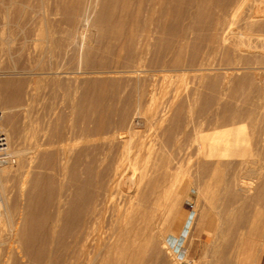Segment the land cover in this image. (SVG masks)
<instances>
[{"label": "bare ground", "instance_id": "bare-ground-1", "mask_svg": "<svg viewBox=\"0 0 264 264\" xmlns=\"http://www.w3.org/2000/svg\"><path fill=\"white\" fill-rule=\"evenodd\" d=\"M28 1L29 0H0V32L6 30V33L11 35L16 31H22L25 33L27 32L39 35L41 40L44 42L41 53L42 55L44 54L46 56V59H37L36 66L38 67H34V69L37 68L39 71L34 73L46 75L49 84L55 85L57 87L59 86V78L57 77L58 74L67 73L66 75L69 77L70 75L77 73V71L74 69H70L69 71L63 69L62 63H67L65 60L66 58L63 59L65 61L62 63L60 61L62 66L58 62H51L49 58L51 56L53 58V55H56L59 56V59H62L60 57L68 54V52H70L71 58H79L80 48L82 47L83 50L80 53V58L83 69L80 71L86 74V76L82 79L87 81L88 85L86 82H81L82 84L85 83L87 87H84L81 94L79 93L80 95L76 101L74 100V103H72L71 107L84 118L87 114H89L90 117V113L88 112H97L96 116L93 114V117H95V123L92 122V126L95 124L94 129L96 131L95 135L97 134V136L99 135L97 131H102L103 127H105L104 121L106 120H104L103 117L104 112L106 110L108 112V109L111 110L110 108L113 106L110 101H113L114 98H119L121 94L123 98L121 100L125 102L126 107L124 109L123 104L120 106H123L121 109H124L122 111H124L123 114L126 116V118H130V116H127L130 112L141 113V111L142 114H145L144 116L147 117L146 110L148 108L150 109V107L155 104V95H157L155 93V86L152 83V80H150L152 77H148V70L155 72L158 69L161 70L162 68L163 70V68L166 67V70L169 71L180 68L181 66H185L186 69L189 67L190 69L194 70V72L196 71L197 76L201 78V80L205 78L206 81H209L210 85H214L216 83V77L211 76L209 71H211L213 68L209 67L208 65L210 63V59H212L210 58L212 51L217 44L215 42L219 40L216 39L219 25L224 20V12L226 11V8L230 6L231 3L233 4L239 2V0H98L96 3V0H54L55 3H50L51 1L49 2V0H34L31 5V11L26 12L24 7ZM260 1L262 2V0ZM17 2H21V4L16 5ZM185 3H189L188 6L193 4L190 6L191 8L194 7L192 12H189L191 10L189 9V13L187 12V14L189 15L191 13L193 15H191L192 23L190 24L192 25L193 22H195L191 28L186 26V29L190 28L196 33V41L197 38L199 42L202 37L204 39V41L201 40L203 43L200 45V49L197 47L193 48V46H191V52L188 56H185L186 54L184 55V51L188 47V43L185 40V36H188V32H186L185 27L178 28L179 24L177 22L179 15L182 13V4ZM213 4H215L218 9L215 11L212 9L210 11V5ZM260 4L261 6L263 5L262 3ZM118 7H120L119 11H117ZM259 9H261V7H259ZM92 10L94 11V15L92 18H90V11ZM183 12L186 14V11ZM255 12L257 11H255L254 8L250 14L251 20L249 19L248 21H251L250 24L255 25V27L258 26L257 28L264 27V20H262V22L261 19L258 18L259 14ZM188 15L186 16L188 17ZM255 16L257 19H253ZM189 18L190 15L188 19ZM191 19L188 21H191ZM27 22H31V28L26 27ZM182 22H180L181 25ZM85 25H89L94 28L95 34L93 40H91L92 38H87L86 40L83 39L86 32L84 33L82 30L83 28L80 30V27H84ZM204 28H206L209 32H207ZM203 29L208 34L203 32L205 35H201L203 34L201 32ZM176 32H178L179 40L174 42L173 38L174 40L178 38V36H174ZM79 33L81 37L79 35L80 39L76 40V35ZM189 33H191V31ZM217 46L219 45H216V47ZM248 46L250 47V45ZM164 52H167L165 57ZM246 54L247 53L243 54V56H239L243 58ZM223 55L224 56H222L220 60L224 61L222 64H225V62L231 64L230 67L227 66V68L229 67L230 69L228 74L234 77L236 74L238 75L237 71L240 69H249V71H251V60L254 61V59H258L259 61L258 56L260 54L258 56L255 55L258 58H255V56L252 57L250 55L252 57L251 58L248 53V55L245 57H249L243 58L244 60H241L239 56H237V58H231L230 56L231 60L233 59L232 61L229 60L230 58H226L225 54ZM263 60L264 57L262 58L261 62ZM46 61L50 62L45 64ZM240 63L243 64L240 65ZM245 63L246 65H244ZM44 64L46 66H43ZM255 65L260 66L259 64ZM256 69L257 68H255V70ZM259 69L262 68L260 67ZM253 71L254 70H252V74ZM260 71L261 70H259V73ZM243 72L244 74L242 73V76L245 77L247 71ZM261 73H263V69ZM261 75L263 76V74ZM254 76H256V74H254ZM6 78L0 80V101H2V104L4 103L9 107H15L17 105L20 107V105H24L25 102L22 103V85H24L22 84V80L12 81ZM258 78L260 80L262 77L260 78L259 76ZM70 79L76 81L74 78ZM107 79H118L121 81L117 82V92L116 94H112V100H108L107 104H105V102H101V98L104 97V87L108 85ZM65 81L66 80H64V82L62 81L61 85L66 83ZM69 85L72 86V84ZM96 85L98 86L97 89H95ZM71 86H69V88L64 84L60 94H57L56 91L53 90L54 88L51 87L52 89L50 96L52 98H56L60 95V98H62L61 100L63 101L64 98H68ZM76 88L78 89V87ZM216 89L217 88H215V90ZM251 91L252 93L250 95L246 93L247 95L245 96V100H253V103H251V105L253 104V107H249V109H247L245 105H248V103L250 105V101L246 104L244 101L245 105L243 106L246 108V114L243 112L242 115H246L247 117H242V121L241 119H239L240 121H237L236 116H231L230 120L233 128L227 129L226 136H223L225 132H221L223 134L222 136L226 138L224 141L222 140L223 142L221 145L219 144L220 146L217 151H214V149L216 148L218 142H215L216 140L212 141L211 138H208V140L211 142L208 141L209 143L204 145L203 148H201L199 144L197 146L195 145L196 147L194 148V146H191V144H185V142H187L186 139L185 142L183 141L184 143L180 140L179 136L177 135L179 133L176 132V129L170 130L169 128L170 131L167 132L168 136L166 141H164L165 144H168L172 149L177 148V150H189V153L193 152V154H195V168L193 172L196 177L195 179H199L201 181L197 189L199 190V196L202 197L205 204V215L203 218V226L205 229H210L214 220L216 222L215 224L218 225H215L216 228H219L222 225L221 222H224L225 224L227 221H221L224 220L220 218L223 216L222 210L221 213H219V210V212L216 209L214 210V208H217L219 205H221V207L223 205L225 211L232 215L229 216L228 214L227 217L229 218L227 219L233 217L234 219H231L233 221L230 220V222H233L232 224H234L235 227V225L237 226V224L239 225L240 223H244V221H246V224L248 225L249 222L247 223V221H249L250 218L248 219V217H246L247 215L245 216V214H243L245 213L243 212V209L245 206H247L246 201L250 199L251 196L264 204V125H262L263 123H260L253 115L256 114L257 109L263 106L264 95L258 87L254 90L252 89ZM73 95L75 96V94ZM170 98H172V96ZM68 100L70 99L68 98ZM167 100L169 99L167 98ZM177 100L180 102L179 98H177ZM166 102L164 101V103H166L165 105L168 104V101ZM178 102H176L177 104H174L171 100L168 104L177 108V110L175 109L176 114L173 118L176 120H179L178 118L180 117L181 111L184 107H182L183 104ZM68 103L70 102L68 101ZM65 104H67V101ZM157 107L158 106L156 103V109L154 108L156 113L159 111L160 113L161 111H164V109H157ZM68 108H70V106ZM172 110L174 109L172 108ZM81 111L83 112L80 113ZM242 111L245 110L243 109ZM171 112L172 111L170 110V113ZM110 113H112V111ZM226 113L228 114V112ZM115 114L117 115V113ZM173 114L171 113L172 117ZM222 115L224 116L225 114ZM238 115H240V112ZM111 116L112 114L109 117ZM162 116L160 115L159 117L162 118ZM86 118L84 119L85 122H87ZM245 118H247V121ZM128 119L125 121L126 124ZM58 120L59 119H55L54 122L49 121L48 123L46 121L47 124H45L46 126L44 125L45 127L41 129L39 137H36L37 139L33 138L35 139V148H33L35 151H37L36 163H38L40 168H44V170L42 172L39 171V174L37 173V175L34 174L36 173V171H34V173L30 172V174L33 173L34 175L32 174L31 176L27 174L22 177L21 185H19L20 194H26V196H23L24 202H22L23 206L18 214L19 221L17 222V226L12 224L13 215L11 213V206L9 205L6 198V194L8 192L5 194L6 186L4 184V178L8 173L6 168V162L10 160L8 159L10 158L8 155L12 157L14 155L18 156V149H9L10 151L6 150L7 156L3 160H0V228L2 231V237L0 236V245L4 241V235H6V237L9 235H15V239L18 243L15 253H9L8 250V253L5 255V257H3L1 264H181L182 261H178L177 253L167 245L168 243H166V237L168 235L174 236V232L171 227L172 224L170 223L174 218L171 219V216L168 214L163 216V210L161 215L158 216L157 214L159 208L161 209V207H164V205H170L171 198L174 196L172 195L171 197V192L178 189V192L180 191L181 193V190L183 191L188 185V183L181 182L182 185L175 189L174 186L176 187V185H172V182L174 181L173 179L175 178L172 177L173 179L171 180L173 181L171 183L169 182L170 176L172 174L174 175L175 173V168L173 169L174 165H170V160H172V158L170 159L171 151L169 152L166 150L169 152L166 153L165 150H162V148L155 150L152 147H148L145 151L146 153L144 152L145 154L143 155V163L138 165V158L142 155V150H145V143L143 140L139 139L138 141L135 140L136 142H134V139L132 140L133 142H130L129 139L132 137V132L130 129H121L120 131L118 129L116 135H113L115 133H110L114 137L111 138V140L109 139V141L104 140L102 144H94L95 142H93V144L91 143L92 145H88V147L83 148L82 150L70 152L64 144L67 138V132L69 130H66L67 127L64 125L66 123H63L61 126L60 124L62 123H59ZM109 120L114 122L113 119ZM118 120L119 119L117 118L116 121ZM182 120H184V118ZM4 121L7 125L6 127L9 126L11 128L10 130L12 133H14L15 128L18 130L17 126H14L16 124H14V119L12 120L11 113L10 116H5ZM116 121L115 123H117ZM194 121H196V119ZM224 121L225 120H223V124ZM76 122L77 118L75 117L73 118L72 122L68 124L70 125L68 128H75ZM89 123L88 126L90 125ZM107 124L111 125L109 121ZM110 125H108V127ZM115 125H118V123ZM226 125H229V123ZM130 126L131 125H129V127ZM80 128L81 126L78 128L79 131ZM110 128H107V130H109L108 132H112L114 129L112 127L113 129L111 128L110 131ZM88 129H90L92 132V128L88 127ZM107 130L105 132H107ZM18 131L20 132V130ZM69 132L71 134L77 133V131L75 132V129ZM91 132L90 134H87L92 136ZM30 133L32 132L30 131ZM32 136L35 137L33 133ZM207 136L202 137L206 138ZM202 137L200 140H203ZM95 138L93 137V139ZM214 139L216 138L214 137ZM196 140V144L197 142L200 143L199 139L198 141ZM70 141H72V139ZM75 141L78 140L76 139ZM87 142L89 141H86V145ZM73 143L74 142H72V144ZM77 143H75V145ZM246 143L250 145V149L248 151L244 146H242ZM68 144L70 145V143ZM200 144L202 145L203 143ZM131 152L133 153V157L130 156ZM189 156L191 158L192 155L190 154ZM199 159H202V161ZM179 170L180 169L178 168V171ZM186 172H181V174ZM187 176H189V174ZM184 177L183 179H185ZM179 178L182 179V175ZM177 181L175 179L174 183ZM187 181L188 180L185 182ZM61 188L70 190V192H72V196L64 201V204L62 203L63 206H65L63 207V210H61L59 206ZM114 192L118 193L117 197H115L116 195H114ZM176 192L177 191L173 192V194ZM247 193H250V198L247 197V199H245V196L248 195ZM64 196L66 197L67 195ZM54 198L57 199H55L57 203L55 210L51 208V202ZM220 198H222L223 204L218 205V203H220V201L218 202ZM254 199H250V201H255ZM216 204L217 207H215ZM259 207H256L257 210ZM248 209L250 208H247V210ZM252 209L251 210L254 211V207H252ZM216 211L221 216H218ZM223 217L226 218V216ZM228 223L229 222H226L225 226L222 225L223 228H227L228 225H232L231 223ZM242 225L240 228H242ZM230 227L233 228L232 226ZM219 229L222 230L221 228ZM235 230H239V227ZM242 230L245 231V229ZM256 230L257 229L255 228V233ZM215 232L216 229L213 233ZM235 233L236 236L234 237H237V232H234V234ZM250 236L253 237V235ZM188 237L189 234L186 236V239ZM210 237L208 235V238ZM239 237L241 240H243V235L238 236L237 238ZM218 242H216V244H214L215 242L213 244L206 243L207 245H204V252H210L214 255L215 253L216 255L221 253L223 254L224 250H228L230 243H233L229 240V238L226 237L222 240V242ZM209 244H211V246H209ZM233 244L238 247L235 242ZM188 252L189 246H187V250L183 255L185 258H187ZM234 252L239 253L236 249ZM229 253H231V251ZM231 254L234 255L235 253ZM233 258L234 257L230 258L231 261H234ZM224 261H221L220 259L219 262H223L224 264ZM231 261L228 260L229 264ZM228 262L225 263L228 264Z\"/></svg>", "mask_w": 264, "mask_h": 264}, {"label": "rangeland", "instance_id": "rangeland-1", "mask_svg": "<svg viewBox=\"0 0 264 264\" xmlns=\"http://www.w3.org/2000/svg\"><path fill=\"white\" fill-rule=\"evenodd\" d=\"M33 1L34 0H29L27 2L26 6L24 7L26 12H30L31 11V5H32ZM97 1L98 0H96V3H97ZM49 2L50 3H52V2L55 3L54 0H49ZM260 3H262L264 5V0H262V2L260 0H239L238 3H233V4L231 3L230 6L227 7L228 9L226 8L225 12H227V13L224 12V16H225L224 20L219 25V29H218V32H217L216 39H219V40H217L215 42V43H217L216 45H219V46L216 47V45H215L214 50L212 51V54H211V57H210L212 59H210V63L208 65L209 67L213 68L211 71H209L211 73V76L216 77V79H215L216 83L214 85H210L209 81H206L205 78L201 80V78H199L197 76V72L196 71L194 72V70L190 69L189 67H187V69H186L185 66H181L180 68H176L177 69V70L175 69L176 71L175 70H169L168 71V70H166L167 69L166 67H164L165 69L163 68L164 71L162 70V68H161V70L158 69L159 70V71L157 70L158 72L155 71V70H154L155 72L148 70V73H149L148 77L149 78L152 77L150 80H152V83L155 86V90H156L155 93L157 95H155L156 101H155V104H153L154 106L152 105L150 107V109L148 108L146 110L147 117H145L144 116L145 114L143 115L142 111H141V113L130 112L129 115H127V116H130V118L131 117H133V118H131V119L130 118L129 119L126 118V116H124V114H123L124 111H122V110L125 109L126 104H125V102H123V100H121V99H123L122 98V94H121V96L119 98H116L117 100L114 98L113 101H110V103L113 106L111 105L112 107L111 106H110L111 108L109 107L111 110L108 109V112H107V110L104 112L103 117H104V120H106V121H104L105 127H103L102 131H97V133H99L98 136H97V134L95 135V133H96V131L94 129L95 124H94V126H92L93 123H95V117H93V114H95L94 116H96L97 112L96 111H95V113H93L94 111L93 112H88V113H90V117H89V114H87L85 116V118L87 117L86 118L87 122H85L84 121L85 118L82 115L80 116L79 113H77V111L71 107L72 103H74V100L76 101L78 96L82 93V90L84 89V87H87V85H88L87 81L82 79V78H84L86 76V74L84 72H81L82 69H83L82 61H81V58H80V53L83 50L82 47L80 48L79 58H77V57L71 58L70 52H68V54L60 57L62 59H59V56H56V55H53L54 56L53 58H52V56L49 58L51 62L55 61V62H58L59 64H60V61L62 63L63 61L66 60L68 65H67L66 62H65L66 64H64V62L62 63L63 66L60 64L63 67V69H65L67 71H69L70 69H74V70L77 71V73H75L74 75H70L69 76L70 78L76 79V81L71 80L68 77V75H66L67 73L58 74L57 77L59 78L58 79L59 80V86L57 87L55 85L49 84L46 75L34 73V72H38L39 71V69H37V68L34 69V67H38V66H36L37 59H39V58L40 59L41 58H43V59L45 58L46 59V56L44 54H43L44 55L43 56L42 53H41V49L43 48L44 42L41 40L39 35L34 34V33H27V32L25 33V32H22V31H16V32H14L11 35L6 33V30L5 31L3 30L2 32H0V68H1L0 71H2V72H0V80L5 79L7 77L9 80H12V81H17V80L20 81V80H22V84H24V85H22V87H23V89H22V103L25 102V104L22 105V106L20 105L21 108L18 105L15 106V107L14 106H10L9 107L8 105H6L4 103L2 104V101H0V128L5 133L6 138H7V150H9V149L10 150L11 149L12 150H14V149L17 150L18 149V153L17 154L20 155V156L18 155L19 157L17 155H14L16 157H14V156L12 157V156L8 155L10 157L8 159L11 160V158H12V160L11 161L8 160V162H6V168L8 170V173H7L6 177L4 178V184L6 186L5 194L8 192L6 194V198L8 200L9 205L11 206V213L13 215L12 216V224L14 226L18 225L17 224V222L19 221L18 214H19L20 209L23 206L22 202H24V197L26 196V194H20V186L19 185H21L22 177H24L27 174L32 176L34 171H36V173H34V174L37 175V173L39 171L42 172L44 170V168H42V167L40 168L38 163H36L37 162V158H36L37 157V151H35V149H34L35 148V141L34 140L39 137L41 129L46 126L45 124H47L49 121L50 122H54L55 119H59L58 120L59 123H62V124H60L61 126L63 125V123H66V124H64L67 127L66 130L68 129L69 131H73L75 129V132L77 131V133H73V134H71L69 131H68L69 133L67 132V138L68 139L66 138V141L64 142V144H65L66 148L70 152H76L77 150H82L83 148L88 147V145H92L93 142H95L94 144H97V143L102 144L104 142V140L105 141H107V140L109 141V139L111 140V138L114 137L113 135H116V133L118 132V129H119V131L121 129L122 130L130 129V131L132 132V135H131L132 137H130L131 139H129L130 142H133L132 141L133 139H134V142L138 141V139H139V140H143V142L145 143V145H146V146L144 145L145 146V150L144 149L142 150V155L139 157L140 160L138 158V163H137L138 165H141L143 163V160H142L143 159V155L146 153L145 151H146V149L148 147H152L155 150H158L159 148H162V150H165L166 153H169L171 151L170 152V159L172 158V160H170V165H174L173 169L175 168L174 169L175 171L174 170H172V171H174L175 173H174V175L172 174L170 176L169 182L171 183L173 180L175 181V179H176V181L178 180L175 183H174V181L172 182V185H176V187L174 186L175 189H177V187H180L182 185L181 182L182 183H188V185L185 187V189L183 191L181 190V193H180V191L178 192V189L173 191V192L177 191L174 194H173V192H171L172 193L171 197H172V195H174V196L171 198L170 205H168V206L164 205V207H166V208H164V207H161V209L159 208L157 214H158V216L161 215V212L163 210V212H162L163 216H166L168 214V215L171 216V219L174 218V219H172V221L170 220L171 221L170 223L172 224L171 227H172V230L174 232V236L168 235L166 237V243H168L167 245L170 248H172L174 252L177 253L178 261H182L181 264H200V263H202V264H219V263L223 264V262H219L220 259H221V261L225 260L224 264H227L225 262H228V260L231 261L230 258H232V257H234L233 258L234 261H231L232 263L230 262V264H234L235 260H236V256H237L236 254H238V253H236L234 251L236 249L237 252H238L239 246H240L241 242L243 241V240H241L240 237L237 238L238 236L243 235V239H246L245 242H248L247 238H249L250 235H253L254 237H258L259 236L261 238H264V236H263L264 235V204L262 202L256 200V199H254L252 196L250 198V193H247L249 196L248 195L245 196L246 197L245 199H247V197H249L251 200L254 199L255 201H250V199H248L250 202L247 200L246 201L247 206H245L246 210H245V207L243 209V212H245V213L242 212L243 214H245V216L247 215L246 217H248V219L250 218L249 221H247V223L249 222L248 225L246 224V221H244V223H240L239 225L237 224V226L239 227V230H235V229H238V227L235 225V227H236L235 228L234 224H232L233 222L232 223L230 222V220L234 219V218L232 217L230 219H227V218H229V217H227L229 212L227 213V211H225V208H224L223 205H222V207H221V205H219V204H223L222 203L223 200H222V198H220V200H218V202L220 201V203H218L219 206L217 207V204L215 205V207H217L218 209L214 208V210L215 209L217 211L219 210L220 211V212L218 211L219 213H221V210H222V212H223L222 215L226 216V218H224L223 216H222L223 218L220 217L221 219H224V220H221V221L227 220L226 222H229L232 225H228L229 224L228 223L227 224L228 226L226 225L227 228L226 227L223 228V226H225L226 222H225V224H224V222H221L223 226L221 225L219 227V228L222 229V230H220L219 228H216V226H218V225L215 224L216 222L214 220L213 225L211 227L213 229H211V228L210 229H205L204 226H203L204 225V219L203 218H204V215H205V204H204V201H203L202 197L199 196L200 195L199 194V190L197 189L198 186L200 185L201 181L199 179H195L196 177H195V174L193 172V170L195 168L194 167L195 154H193V152L189 153V150H184L183 149L184 150L183 151V150H177V148H173L172 149L168 144L164 143V141H166V138L168 136L167 132L170 131L171 129H176L177 130L176 132L180 134V135L177 134L179 136L180 140L182 142L183 141L185 142V139H186L187 142H185V144H191V146H194V148L198 144L200 145L201 148H203L204 145H207L209 142H211L210 140H208V138H211L212 141L216 140L215 142H218V144L217 143H216L217 145L215 144L216 148L214 149V151H217L219 149V146L222 144V142L226 138V137H223V136L227 135L226 134L227 129L228 128L229 129L233 128V125H232L231 120H230L231 116L234 115V116H236L237 121H240L239 119H241V121H242V117L246 116V115H244V116L242 115L243 112H244V114H246L245 113L246 112V108L249 109V107L250 108L253 107V104L251 105V103H253V100H248L247 101V99L245 100V96L247 94L250 95L252 93L251 90L252 89L254 90L257 87L259 88V90L262 91V93L264 95V62H263L264 60L261 62L262 58L264 57V45H263L264 44V27L257 28L258 26L255 27V25L250 24L251 21H248L249 19L251 20V15L250 14L252 13L254 8H255V11H257L255 13L259 14L258 18L261 19V21L264 20V17H263L264 16V14H263L264 11H262V10H264V6L263 5L261 6ZM20 4H21V2H17L16 5H20ZM188 4L189 3L182 4V7H183L182 9H184V10L181 9V12H182L181 14L182 15L181 14L179 15L180 18L178 17V20H177V22L179 24L178 28L179 27H182V28L185 27V29H186V26L191 28V26H193L194 23H195V22H193L192 25L190 24V23H192V19L191 18L193 16L191 13L189 14L190 15L189 19H191V21H188L189 20L188 19L189 15L187 14V12L189 11V9H191L189 12H192V10L194 8V7L193 8L190 7L193 4L192 5L190 4V6H188ZM236 4H237V6H236ZM259 7H261V9H259ZM119 9H120V7H118L117 11H119ZM212 9H214V11H215V10L218 9V7L215 4L210 5V11ZM260 10H261V12H260ZM183 11H186V14ZM93 15H94V11L92 10V11H90V18H92ZM186 15H188V17ZM205 16H206V14H205ZM186 17H187V19H186ZM255 18L257 19L256 16L253 19H255ZM179 21L180 22L183 21L182 25H181V23ZM184 23H186V24H184ZM26 27L27 28H31V22H27ZM254 27L257 28V29H255ZM190 28L189 29L187 28L188 30L186 29V32H188V36H190L191 38L188 37L187 35L185 36V40L188 43V47L185 50L186 52L184 51V55L186 54L185 56H188L190 54L191 46H193V48L197 47V48L200 49L201 48L200 45L204 41L203 37H202V39H200V42H199L198 38H197V41H196V37H195L196 33L193 30H191ZM206 28H204V29L207 32H209ZM81 29L84 31V33L86 32L85 33L86 35L83 33L84 34V38L83 39H85V40L87 38H90V39L92 38L91 40L94 39V34H95L94 32L95 31H94L93 27H91L89 25L88 26L85 25L84 27H80V30ZM204 29L201 32L202 33L204 32L205 34H208ZM190 31H191V33H189ZM87 32H89V33H87ZM204 33L201 34V35L204 36L205 35ZM185 34H187V33H185ZM79 35H80V33L76 35V38H75L76 40L80 39ZM174 36L175 37L178 36V38H176L175 40L173 38L174 42L176 40H179L178 32H176V34ZM253 36H256V37H253ZM80 37H81V35H80ZM201 40H203V41L201 42ZM194 41H195V43H194ZM259 42L262 43V46H261V43H259ZM253 44H255V45H253ZM248 45H250L251 48ZM38 50H39V52H38ZM222 51L225 52V53H223ZM226 51H227V53H226ZM245 53H247L246 55H248V53H249V56L251 55L252 57H254L255 55L258 56L260 54L258 56L260 62L258 61V59H254V58H253L254 61L251 60L252 64L250 63V66H252L251 69L254 70L253 74H252V70L249 71V69H240V70L237 71L238 75L236 73H235L236 75L234 77L232 75H229L228 72L230 71L229 67L231 66V64L227 63V62H225V64H222V62L224 63V61H221L220 59L222 58V56H224L223 54H225L226 58L229 59L230 56H231V58H237V56H239V55L243 56V54H245ZM165 54H167V52H164V57H165ZM37 55H38V57H37ZM40 55H42L43 57L40 56ZM246 55H244L243 58H248L249 57V56L245 57ZM257 56H255V58H258ZM57 57H58V59H57ZM260 57H261V59H260ZM64 58H66V59L63 60ZM231 58L229 60H231ZM239 58H241V56H239ZM243 58H241V60ZM50 61H48V62H50ZM48 62L46 61L45 64H47ZM241 62H244V61H241ZM254 62L257 65L259 64L260 66H256L254 64ZM45 64L43 66H46ZM228 64H230V65H228ZM241 64H243V63H240V65ZM76 65H77V67H76ZM244 65H246V63ZM69 66H71V67H69ZM227 66H229V67L227 68ZM80 67H82V68H80ZM260 67L263 69V73H261L262 69H259ZM188 68H189V70H188ZM255 68H257L258 70L257 69L255 70ZM227 69H229V70H227ZM259 70H261L260 73H259ZM243 71H245V72L249 71L248 73L246 72L245 77L242 76L244 74ZM255 71H256V73H255ZM239 74H241V75H239ZM254 74H256L257 77L254 76ZM261 74H263V76ZM152 75H154V76H152ZM16 76H17V78H16ZM218 76H219V78H218ZM236 76H237V78H236ZM259 76H260V78L262 77L260 80L258 78ZM241 77H243V78H241ZM64 80H66L65 81L66 83H64L66 85V87L67 86L69 87V86H71L69 84H72L70 92H69V95H68V98L70 100H68V98H64V100L62 101L61 100L62 98H60V95L58 97H56V98H52L50 96L51 89H52L51 87L54 88L53 90L56 91L57 94H60L62 88L64 87V84L62 83L63 85H61V82L62 81L64 82ZM107 81H108V85H106L104 87L105 88L104 95H103L104 99L101 98L102 99L101 102L102 103L105 102V104H107L108 100H112V97H111L112 94H116V92H117V90H116L117 89V87H116L117 86V82L121 81V80H118V79L117 80L107 79ZM81 82H86L87 85L85 83L82 84ZM0 87H1V85H0ZM76 87H78V89ZM223 87H224V89H223ZM97 88H98V86L96 85L95 89H97ZM211 88H213V89H211ZM215 88H217V89L215 90ZM71 90H72V92H71ZM75 90H77V91H75ZM174 93H175V95H174ZM218 93H220V94H218ZM73 94H75V96ZM170 95L172 96V98H170L171 97ZM167 98L169 100H167ZM177 98L180 99V102H178L179 100H177ZM170 99L173 101L174 104L176 102H178V103L183 104L182 107L183 106L185 107V108L183 107V109L181 111V115L178 118L179 120L173 119L174 115L176 114L177 108L175 106H173V105L172 106L168 105L169 101H171ZM263 100H264V98H263ZM263 100H262V102H263ZM66 101H67L68 105L65 104ZM68 101L70 103H68ZM164 101L165 102L168 101V104L165 105L167 102L164 103ZM205 101H206V103H205ZM244 101H245V104L250 101V105L248 103V105L246 104L247 105L246 106L244 104ZM156 103H157V106H158L157 109H160V108H161V110L164 109L165 112L161 111V113H160V111H159V112L156 113L154 111V108L156 107ZM122 104L124 106V109L123 108L121 109V107H123V106H120V105H122ZM202 104H204L206 106H204ZM243 105H245L246 108ZM23 106H25V107H23ZM69 106H70L71 110H70V108H68ZM172 108L174 110H172ZM165 109L168 110V111H166ZM169 109L172 111L171 112L172 114L174 113L173 117H172ZM243 109L245 111H242ZM259 109H261V110H259ZM259 109L256 110V114H257V111H258V114L257 115L253 114V115L256 117V119L260 123H263L262 125H264V104ZM73 111H75L76 113L73 112ZM109 111L110 112L112 111V113H110ZM113 111H114V114H113ZM82 112L83 111H81L80 113H82ZM226 112H228L229 115ZM239 112H240L241 117H240V115H238ZM10 113H11L12 120L14 119V121H15L14 124H16L14 126L15 127L17 126V128H18V130H20V132L18 130H16V128H15L14 133H12L11 130H10L11 128L9 126L6 127L7 125L5 124L4 118H5L6 115L10 116ZM115 113H117V115ZM131 113H132V115H131ZM69 114H70V117H69ZM111 114H112V116L109 117ZM157 114L158 115L160 114L161 116L163 115L162 118H160L159 117L160 115L158 116ZM222 114H225V115L223 116ZM58 115H59V117H58ZM186 116H187V118H186ZM197 116H198V119H197ZM66 117H68V118H66ZM75 117L77 118V122H76V126L77 127L76 126H75V128L73 127L72 128L73 130H72L71 128H68V126H70L68 124H70L72 122L73 118H75ZM117 118L119 119L118 121H116ZM125 118L128 119L127 124L125 123V121H126ZM183 118H184V120H182ZM91 119H93V120H91ZM109 119H113L114 122H112V120H109ZM195 119H196V121H194ZM203 119H204V121H203ZM245 119L247 121V118H245ZM129 120H130V122H129ZM131 120H132V122H131ZM186 120H187L188 123L186 122ZM223 120H225L224 124H223ZM46 121H47V123H46ZM108 121L111 123V125L107 124ZM115 121L118 123V125H115V124H117V123H115ZM193 121H194V123H193ZM243 121H244V118H243ZM83 122H85V123H83ZM119 122H120V125H119ZM88 123L91 126L90 125L88 126ZM228 123H229L230 126L226 125ZM12 124H13V121H12ZM84 124H85V127H84ZM108 125H110V126L108 127ZM129 125H131L132 127L131 126L129 127ZM197 125H198V127H197ZM30 126H31V128H30ZM78 126L79 127L81 126V128H83V129L80 128V131H79V129H78L79 127ZM87 126L89 128H92V132L90 131V129H88ZM218 126H219V128H218ZM222 126H224V127H222ZM110 127L114 128V129L112 128L113 129L112 132H108L109 130H107V128L109 129ZM148 127H150V128H148ZM85 128L88 129V130H86ZM111 128H110V131H111ZM169 128H170V130H169ZM132 129H134V130H132ZM83 130H85V131H83ZM106 130H107V132H105ZM30 131L33 133V135L35 137L32 136V133H30ZM89 131L92 133L91 135L94 138L96 136V138H95L96 140L93 139L92 136L88 135V134H90ZM221 132H223V133L225 132L224 135ZM102 133H104V134H102ZM110 133H112V134L115 133V134L112 135ZM13 134H14V136H13ZM212 135H214V136H212ZM87 136H89V137H87ZM199 136H201V137L202 136H207L206 138L202 137L203 140L204 139L205 140L207 139V140L206 141L204 140L205 141L204 142L203 140H200L201 137H199ZM90 137H92V138H90ZM103 137H104V139H103ZM214 137L216 139H214ZM33 138H35V139H33ZM217 138H218V141H217ZM71 139H72V141H70ZM76 139L78 141H75ZM189 139L192 140L193 142L190 141ZM198 139L200 140V143H203L202 145L199 142H197V144H196L195 140L198 141ZM188 140H189V142H188ZM32 141H33V143H32ZM86 141H89L90 143L87 142V145H86ZM114 141H115V139H114ZM72 142H74V143L72 144ZM68 143H70V145ZM75 143H77V144L75 145ZM163 143H164L165 146L163 145ZM242 146H244L247 151L250 149L249 148L250 145L247 144V143L243 144ZM166 150L169 151V152H167ZM241 150H243V149H241ZM190 154L192 155L191 158L189 156ZM172 155H173V157H172ZM6 156H7V154H6ZM130 156L133 157V153L132 152L130 153ZM179 156H181V157H179ZM32 157H33V159H32ZM188 157H189L190 160L188 159ZM132 160H133V158H132ZM199 160L202 161V159H199ZM184 163H185V165H184ZM33 164H35V165L37 164L36 167ZM32 166H34V167H32ZM178 168L181 170V171L179 170L180 173L178 171ZM222 168H223V166H222ZM30 169H32L33 171L30 170ZM182 170H184V171H182ZM185 170L188 171L189 173L186 172ZM30 172H33V173L30 174ZM181 172L182 173L186 172V173L181 174ZM188 174H189V176H187ZM178 175H180V176H178ZM181 175H182V179L179 178V177H181ZM184 175H185V177H184ZM177 176H178V178H177ZM186 176H187V178H186ZM172 177L175 178V179H173ZM183 177L185 179H183ZM171 179H173V180H171ZM179 180H180V182H179ZM186 180H188V181L185 182ZM178 182H179V185H178ZM115 193L116 192H114V195H116L115 197H117L118 193H116V194ZM64 195H67V196L65 197ZM71 196H72V192H70V190L61 188L60 201H59V206H60L61 210H63L64 209L63 207H65V206H63V204H64L63 202L66 201L67 199H69ZM55 199L56 198L52 199V202H51V206H52L51 208L53 210H55L56 207H57V203H56L57 199L56 200ZM1 200H2V198H1ZM9 201H11L12 204ZM12 205H13V207H12ZM256 205H258V206H256ZM251 206L254 207V211H252L253 209H252ZM255 206L256 207L260 206L261 208L259 207L258 210H257V208ZM247 208H250V209L247 210ZM164 209H165V213H164ZM159 210H160V212H159ZM254 212H255V214H254ZM219 213H218V216L220 215ZM229 216H232V215L229 214ZM260 220H261V223H260ZM231 221H233V220H231ZM189 224H190V227H189ZM241 225H242V228H240ZM230 226H232L233 228H231ZM255 228L257 229L256 233H255ZM215 229H216V232L213 233L215 231ZM242 229H245V231L242 230ZM262 230H263V232H262ZM1 232L2 231H1V228H0V236L2 237ZM234 232H237V237H234V236H236V233L234 234ZM243 232H245V233H243ZM188 234H189V237L186 239V236ZM208 235H209V237L210 236L211 237L208 238ZM175 236H178V237H175ZM1 237H0V239H1ZM225 237L229 238V240L231 242H233V243L235 242L238 245V247L235 246L233 243H230L228 250H224L223 254L221 253V254H217L216 255V253H215L216 256L214 254H211L210 252H204L205 251V246L204 245H207L208 243H212L213 244L214 242H215L214 244H216V242H218V241L222 242V240ZM15 238H16L15 235H9L7 237H6V235H4V238H3L4 241L0 245V264H1V261H2L3 257H5V255L8 253V250H9V253H12V252L15 253V250H16V248L18 246V243H17ZM185 239H186V241H185ZM218 243H217V246H218ZM221 245H222V243H221ZM187 246H189V252L187 254V258H185L183 255H184L185 251L187 250ZM209 246H211V244H209ZM232 246H233V248H232ZM234 247H235V249H234ZM230 251H231V253H233V254L235 253V254L232 255L231 253H229ZM203 252H204V254H203ZM225 252L229 253L232 257L229 254L225 253ZM200 254H202L203 256L200 255ZM201 256H202V258H201ZM229 256H230V258H229ZM195 258H196L197 262H196ZM197 258H201V259H197ZM228 264H229V262H228Z\"/></svg>", "mask_w": 264, "mask_h": 264}, {"label": "crops", "instance_id": "crops-1", "mask_svg": "<svg viewBox=\"0 0 264 264\" xmlns=\"http://www.w3.org/2000/svg\"><path fill=\"white\" fill-rule=\"evenodd\" d=\"M247 239L248 242L245 239L241 242L235 263L264 264V238L250 236Z\"/></svg>", "mask_w": 264, "mask_h": 264}, {"label": "built area", "instance_id": "built-area-1", "mask_svg": "<svg viewBox=\"0 0 264 264\" xmlns=\"http://www.w3.org/2000/svg\"><path fill=\"white\" fill-rule=\"evenodd\" d=\"M7 138L5 133L0 128V160H3L7 154ZM0 213H1V205H0Z\"/></svg>", "mask_w": 264, "mask_h": 264}]
</instances>
